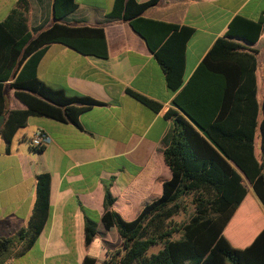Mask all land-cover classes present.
Here are the masks:
<instances>
[{"label":"trees","instance_id":"trees-1","mask_svg":"<svg viewBox=\"0 0 264 264\" xmlns=\"http://www.w3.org/2000/svg\"><path fill=\"white\" fill-rule=\"evenodd\" d=\"M160 1L115 0L107 20L130 25L160 65L168 89L177 93L174 104L184 117L175 120L170 144L163 151L171 178L162 183L160 195L140 202L132 218L116 210L118 201L108 186L101 223L106 231L117 230L121 246L107 250L98 238L97 222L86 218L84 264H264V227L255 237L257 229L252 228L261 222L257 202L264 211V97L260 102L257 52L250 48L259 41L264 18L255 22L236 17L226 37L215 43L185 84L186 47L194 31L144 19ZM28 8V0H20L0 24V119H5L0 136L8 152L32 117L77 125L81 115L103 105L51 89L37 71L51 44L108 59L104 28L63 25L78 5L75 0H54L55 23L34 37L27 28ZM10 91L22 110H9ZM127 93L153 111L160 109L135 92ZM251 191L253 206L248 203ZM188 201L193 215L176 222L187 213ZM50 211L51 177L43 174L36 178V200L27 226L13 237H0V264L35 246ZM156 247L160 250L151 253Z\"/></svg>","mask_w":264,"mask_h":264},{"label":"crops","instance_id":"crops-1","mask_svg":"<svg viewBox=\"0 0 264 264\" xmlns=\"http://www.w3.org/2000/svg\"><path fill=\"white\" fill-rule=\"evenodd\" d=\"M20 0H0V24L17 9ZM78 8L62 24L104 28L108 59L84 56L61 45L46 46L39 62L38 78L54 90L101 102L81 115L78 124L32 117L19 131L9 152L0 136V237L10 238L25 228L36 200V178L51 177V211L38 242L24 256L1 264H84L86 218L97 222L102 244L113 251L121 246L116 229L106 231L105 190L110 186L118 201L116 210L132 218L140 202L162 192L171 178L163 158L170 144L175 120L184 117L175 106L163 71L145 41L127 22L107 20L115 0H75ZM139 4L151 0H136ZM54 0H28L27 28L32 36L54 23ZM238 16L251 21L264 18V0H161L144 19L194 31L185 54L186 84L215 43L225 38ZM239 42L245 46L246 43ZM257 52L258 99L264 97V30L250 46ZM135 92L159 105L153 111L127 92ZM9 110L24 107L8 93ZM169 115V116H168ZM38 131L51 138L43 153L30 142ZM253 224L255 237L264 227ZM255 225V226H254ZM113 238L111 241L110 238ZM114 242V243H113ZM17 249L14 248V251Z\"/></svg>","mask_w":264,"mask_h":264},{"label":"rangeland","instance_id":"rangeland-1","mask_svg":"<svg viewBox=\"0 0 264 264\" xmlns=\"http://www.w3.org/2000/svg\"><path fill=\"white\" fill-rule=\"evenodd\" d=\"M248 196H249V198H248V203H249L251 206H253V204H252V203H253V198L255 197L254 194H253V192H252V191L249 192ZM188 203H189V207H188V211H187V213H186V214H181L180 216L176 217V218H175V221H176V222L181 223V222H184V221H188V220L190 219V217L193 215V213H194V209H193L192 205H190V204H191L190 201H188ZM253 208H254V207H253ZM254 209H255V208H254ZM177 238H178V237H176V239H177ZM110 240L112 241L113 238L111 237ZM113 243H114V242H113ZM159 250H160V247L153 248V249L151 250V253H157Z\"/></svg>","mask_w":264,"mask_h":264},{"label":"built area","instance_id":"built-area-1","mask_svg":"<svg viewBox=\"0 0 264 264\" xmlns=\"http://www.w3.org/2000/svg\"><path fill=\"white\" fill-rule=\"evenodd\" d=\"M51 143V138L42 131H38L31 140L30 145L33 149L39 150L46 148Z\"/></svg>","mask_w":264,"mask_h":264},{"label":"water","instance_id":"water-1","mask_svg":"<svg viewBox=\"0 0 264 264\" xmlns=\"http://www.w3.org/2000/svg\"><path fill=\"white\" fill-rule=\"evenodd\" d=\"M229 40H232V41H241L239 38H230ZM4 121H5L4 118H1L0 119V134H1V128H2V126L4 124Z\"/></svg>","mask_w":264,"mask_h":264}]
</instances>
